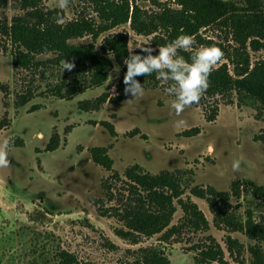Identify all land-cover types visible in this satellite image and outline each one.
Segmentation results:
<instances>
[{"label": "rangeland", "instance_id": "374dc122", "mask_svg": "<svg viewBox=\"0 0 264 264\" xmlns=\"http://www.w3.org/2000/svg\"><path fill=\"white\" fill-rule=\"evenodd\" d=\"M157 1L172 10L180 9L174 0ZM219 1L232 3L238 12L251 9L264 14V0ZM134 2L148 15L159 12L151 0ZM38 6L42 10L57 11L55 17L61 14L64 22L85 18L100 24L94 0H69L63 10L57 7V0H40ZM232 11L227 8L221 18L233 15ZM25 12L21 0H0V21L10 23ZM219 23L202 28L199 36L224 49L233 47L223 19ZM121 32L128 36V52L149 41L158 50L152 44L153 37L159 35L157 32L138 36L129 24L102 34L95 42V50L100 54L103 38ZM69 44L87 47L92 39L85 36L72 39ZM199 46L196 41L191 50ZM136 50L139 51L133 49V53ZM248 54V73L262 80L264 49L248 51ZM53 58L47 54L36 60L46 62ZM107 58L112 62L111 82L108 75L102 86H88L71 99H62L50 89L60 87L65 93L75 84H88L85 74L72 78L86 68L79 66L62 72V64H47L34 71H16L10 46L0 37V121L7 123L0 131V142L5 139L11 142L10 165L0 168V264H58L57 254L61 251L74 256L77 264H140L144 250L163 253L171 264H200V251L213 245L209 238L221 248L222 264H252L248 248L254 243L241 233L216 228L207 203L190 195V189L213 188L229 196L238 218H244L249 210L255 221L264 220V201L257 200L250 191H241L239 199L231 196L234 183H240L243 188L252 182L264 189V106L240 105L232 93L204 98L210 105H219L214 122L205 121L202 102L177 116L170 107L174 96L165 92L171 81L164 84L159 80L157 88L143 86V96L131 99L130 95L117 91L121 71L118 74L114 71L117 63L111 54ZM223 64L235 79L234 67L225 54L214 69ZM20 96L28 98L24 106L16 104ZM99 99L104 103L94 110ZM81 107L89 111L84 112ZM179 120L185 123L178 126ZM101 122L111 124L116 137H111ZM53 136L58 137V148L47 152ZM93 148L107 151L113 161L112 171L92 162L90 150ZM236 159L240 161V168L234 172L232 163ZM134 165L152 175L176 174L184 189L182 200L197 205L208 222V229L194 231L186 226L168 241L162 240V234L142 236L136 243L116 236L115 231L123 225L114 217V212L127 199L123 175ZM113 173L119 175L120 181L111 178ZM175 206L169 228L183 221L180 207L176 203ZM228 236L236 241L235 248L228 246Z\"/></svg>", "mask_w": 264, "mask_h": 264}, {"label": "trees", "instance_id": "16d2710c", "mask_svg": "<svg viewBox=\"0 0 264 264\" xmlns=\"http://www.w3.org/2000/svg\"><path fill=\"white\" fill-rule=\"evenodd\" d=\"M26 11L22 17H15L10 23L0 21V37L4 38L9 46L12 56L13 68L17 70L34 71L38 66L47 64L60 65L62 62H73L75 67L82 66L84 71L72 75L78 78L84 74L88 76L86 82L81 85H73L62 93L60 87L50 89L55 96L62 99H71L89 87H100L108 79L112 70V62L107 58L111 54L121 71V78L117 91L125 95L122 82L126 66L123 61L127 58L128 36L125 32L115 33L103 38L100 45V54L95 50V42L104 33L122 25L129 24L130 29L138 36H149L154 33L152 44L164 46L175 40L179 35H192L200 45L211 46L215 44L211 40H203L199 36L202 28L223 25L231 37L233 47L221 48L226 55V60L234 67L235 79L231 77L225 64L214 69L209 77V87L197 104L202 102L203 114L206 122L211 123L218 115V103L210 105L204 98L213 99L225 97L234 93L238 104H260L264 106V78L257 80L248 73V51L258 52L264 49V14H257L254 10L238 12L232 3L219 0H174L180 7L172 10L166 4L151 0L159 8V12L148 15L135 4L134 0H94L100 24L94 19L80 18L71 22L58 23L55 14L57 11H47L39 8L40 0H21ZM98 3V4H97ZM231 8L234 14H226L221 18V13ZM253 14V15H252ZM62 16L61 14L58 16ZM63 17V16H62ZM221 18V19H220ZM161 34V35H160ZM90 36L92 44L87 47L70 45L69 41L76 38ZM195 50L183 51L179 54L191 62V56ZM139 51H135L137 53ZM52 54L51 61L39 62L38 56ZM143 54V53H141ZM157 52H154V55ZM143 86L157 88L159 80L157 73L136 78ZM1 90H5L2 88ZM103 99V98H102ZM105 101V100H104ZM28 102L26 96L17 97L16 104L24 106ZM93 106L98 110L101 103ZM82 111H89L87 107H81ZM111 137H116V132L108 122L100 124ZM7 127L5 120L0 121V131ZM59 145L58 137L53 136L47 147V152H54ZM91 160L94 164L106 171H112L113 161L103 148L90 150ZM126 185L127 199L123 207L115 210L114 217L123 225L116 230L119 238L136 243L140 237H153L162 234V240L168 241L181 230L189 226L194 231H205L208 222L197 205L190 200L183 201L184 189L179 177L170 172H161L152 175L145 172L138 165L125 170L123 175ZM111 178L119 180L117 173ZM120 181V180H119ZM242 188L240 183H234L231 187V196L239 199L242 192H249L259 201H264V189L252 182H247ZM242 189V190H241ZM190 195L204 200L210 213L213 215V223L216 228L225 227L228 233H241L254 244L248 248L252 264H264V220L255 221L252 212H246L244 218L235 215L234 207L229 202V196L216 192L213 188L202 189L193 187ZM175 203L183 213V221L178 226H170L171 219L176 212ZM211 247L200 251V264L223 263V252L214 240ZM228 246L235 248L236 241L227 237ZM145 256L140 264H171L169 259L161 252L144 250ZM58 264H77L74 256L67 252H58Z\"/></svg>", "mask_w": 264, "mask_h": 264}, {"label": "clouds", "instance_id": "9594fccd", "mask_svg": "<svg viewBox=\"0 0 264 264\" xmlns=\"http://www.w3.org/2000/svg\"><path fill=\"white\" fill-rule=\"evenodd\" d=\"M69 0H57V7L66 9ZM58 23H63V17H57ZM196 44L192 35L182 34L175 40L160 46L157 49L151 47V42H145L139 47L132 48L123 63L126 71L123 75V91L125 95H130L131 99L142 97L144 94L143 84L136 78L140 76L157 73V79L164 84L172 82L165 88V92L174 96L170 107L175 115L180 116L184 110L200 101L209 87V77L215 66L223 59L224 53L215 44L211 46L200 45L191 56V62L179 54L180 50L189 51ZM139 52L133 53V49ZM157 52V54H153ZM143 53V54H141ZM75 67L73 62L63 61L62 72L71 71ZM114 71L118 74L119 65ZM110 76V82L112 76ZM115 94V87L112 89ZM185 121H177V125H183ZM42 135V134H41ZM10 141L5 139L0 142V168H8L10 165L8 150ZM240 161L236 159L232 163L234 172L239 171Z\"/></svg>", "mask_w": 264, "mask_h": 264}]
</instances>
